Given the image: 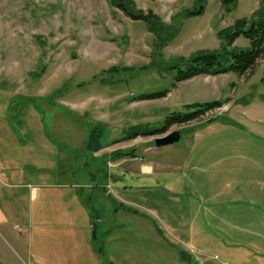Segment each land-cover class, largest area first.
Returning a JSON list of instances; mask_svg holds the SVG:
<instances>
[{
	"label": "rangeland",
	"instance_id": "1",
	"mask_svg": "<svg viewBox=\"0 0 264 264\" xmlns=\"http://www.w3.org/2000/svg\"><path fill=\"white\" fill-rule=\"evenodd\" d=\"M134 1L177 30L159 51L146 22L116 6L123 0H0V157L18 183L9 185L6 200L20 218L30 204L59 205L75 194L71 203L94 202L107 221L155 218L149 207L170 214L158 207L168 201L159 194L179 170L182 204L196 194L205 204L198 209L209 215L196 221V264H264V60L245 75L176 84L168 68H147L154 55L168 65L219 47L218 31L250 17L264 0H237L231 11L221 0H205L196 15L189 12L199 0ZM235 44L250 41L240 36ZM166 89L164 97L139 98ZM214 100L223 105L156 132L170 115L191 111L187 104ZM173 130L182 133L178 142L156 146V137ZM38 181L49 187H38L35 197ZM206 195L215 204L210 211ZM189 210L177 220H192Z\"/></svg>",
	"mask_w": 264,
	"mask_h": 264
},
{
	"label": "crops",
	"instance_id": "2",
	"mask_svg": "<svg viewBox=\"0 0 264 264\" xmlns=\"http://www.w3.org/2000/svg\"><path fill=\"white\" fill-rule=\"evenodd\" d=\"M4 164L0 157V264H196L195 252L200 249L196 221L208 220L209 215L198 209L205 204L196 194L182 204L186 185H182L185 176L179 170L159 194L168 201H159L158 207L170 214H160L156 208L149 207L147 210L155 218L146 214L144 218L107 221L94 202L78 206L71 203L76 194L59 205L49 202L36 208L37 203L30 204L28 217H18L13 212L14 204L6 200L9 185L18 183L10 182L9 169ZM176 167L179 169L180 165ZM25 168L18 169L22 177L27 174ZM36 184L32 193L35 197L38 187H49L45 182ZM92 194L91 198L95 191ZM210 197L204 198L209 211L215 205ZM137 209L128 208V211L140 214ZM188 210L194 214L192 220H177L187 215ZM182 226L188 230L186 236L181 234Z\"/></svg>",
	"mask_w": 264,
	"mask_h": 264
},
{
	"label": "trees",
	"instance_id": "3",
	"mask_svg": "<svg viewBox=\"0 0 264 264\" xmlns=\"http://www.w3.org/2000/svg\"><path fill=\"white\" fill-rule=\"evenodd\" d=\"M123 1H125V5L120 3L115 5L119 6L118 8H121L132 18L143 19L148 28L157 36L156 51L167 45L177 34V30H174L172 25L164 24L159 15L154 14L152 11L145 13L137 7L134 0ZM198 3L201 4L200 8L190 11V15L204 12L205 0H199ZM221 3L224 9L231 11L237 5V0H221ZM218 36L221 39V45L217 48L200 49L189 56H176L168 65H163L159 59V57L162 58L161 55H154L151 65L147 68L155 67L160 71H165L164 68H168L169 74L174 76L175 84L198 75L234 72L241 76L253 72L258 64L264 60V1L252 12L250 17L238 18L233 24L220 29ZM240 36L246 37L250 41V45L246 47L236 45L235 41ZM168 91L169 89L142 94L139 98L164 97L168 94ZM262 96L264 99V95ZM222 105L223 102L220 100L187 104L186 106L192 109L191 111L170 115L165 126L156 132H166L174 124L191 122ZM100 145L97 143L94 149L96 150Z\"/></svg>",
	"mask_w": 264,
	"mask_h": 264
},
{
	"label": "water",
	"instance_id": "4",
	"mask_svg": "<svg viewBox=\"0 0 264 264\" xmlns=\"http://www.w3.org/2000/svg\"><path fill=\"white\" fill-rule=\"evenodd\" d=\"M181 131L173 130L165 135L158 136L155 138V144L158 147L167 146L178 142L181 138Z\"/></svg>",
	"mask_w": 264,
	"mask_h": 264
},
{
	"label": "built area",
	"instance_id": "5",
	"mask_svg": "<svg viewBox=\"0 0 264 264\" xmlns=\"http://www.w3.org/2000/svg\"><path fill=\"white\" fill-rule=\"evenodd\" d=\"M199 264H206V263H204V262L200 261V262H199Z\"/></svg>",
	"mask_w": 264,
	"mask_h": 264
}]
</instances>
